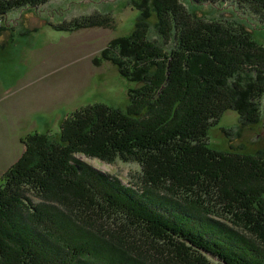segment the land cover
Here are the masks:
<instances>
[{
  "label": "trees",
  "instance_id": "obj_1",
  "mask_svg": "<svg viewBox=\"0 0 264 264\" xmlns=\"http://www.w3.org/2000/svg\"><path fill=\"white\" fill-rule=\"evenodd\" d=\"M49 1L0 0V26L12 11ZM190 1L193 6L182 0H129L139 11L135 29L110 47L128 53H123L128 70L118 65L120 75L137 85L129 90L126 111L92 105L62 125L59 139L29 137L24 156L0 181V264H264V149L235 156L218 152L208 140L227 111L237 112L247 126L264 121V45L246 24L254 16L255 28L264 25V0ZM227 2L252 16L207 21L196 9ZM110 53L106 50L104 58L112 61ZM52 140L56 146L45 143ZM75 153L141 164L144 184L124 186L76 159L80 168L69 164ZM42 154L50 166L57 157L68 159L54 193L58 197L52 195L62 211L48 201L31 210L29 200L10 197L15 178L46 167L37 165ZM79 170L84 171L80 177ZM173 173L198 178L207 206L221 203L228 209V196L213 203V187L222 178L237 184L247 204L242 217H234L258 239L228 228L200 200L156 190L164 185L160 179ZM95 199L117 214L115 223L99 219L104 208L98 206L97 213ZM207 227L214 235L222 233L221 245L233 244L238 252L208 242Z\"/></svg>",
  "mask_w": 264,
  "mask_h": 264
},
{
  "label": "rangeland",
  "instance_id": "obj_2",
  "mask_svg": "<svg viewBox=\"0 0 264 264\" xmlns=\"http://www.w3.org/2000/svg\"><path fill=\"white\" fill-rule=\"evenodd\" d=\"M182 1L193 6L190 0ZM222 4L223 7L219 3L207 6L197 4L196 9L207 21L232 23L238 15L252 16L233 3ZM138 16L139 11L129 5V0H50L39 8H24L7 14L0 26L7 28L0 34V181L24 156L30 136L48 134L55 140L59 139L62 125L65 126L68 119L80 115L92 105L101 104L122 111L128 109L129 90L137 85L132 78L130 82L120 75V67L128 70V61L123 56L127 52L119 53L118 49L114 51L110 47L117 39L133 33ZM253 19L246 24L253 31L254 38L264 45V25L255 28L259 19L254 16ZM153 20L156 21V18L153 17ZM106 50H111L109 56H112V61L105 59L108 58L104 56ZM241 122L237 112H225L209 131L210 146L220 153L235 156L237 153L253 155L263 150L264 121L253 126ZM45 143L56 146L50 144L54 140ZM35 145L32 150L36 149ZM53 155L56 157L55 153ZM68 159L69 164H76V159L98 173L116 178L124 186L138 182L144 184V167L133 161L104 160L83 153L72 154ZM68 159L57 157L56 164L50 166L52 161L42 154L37 165L43 162L46 167L42 166L30 176L15 178L12 182L14 191L10 196L12 200L17 197L29 200L32 202L31 210L37 209L38 202L48 201L62 211L63 206L52 195L56 196L54 193L59 189L57 183L64 177L65 169L68 170ZM59 162L62 163L61 169ZM71 173L72 177H76L75 173ZM83 173L79 170L77 176ZM160 180L164 185H156V190L162 194L176 196L180 200H200L206 205L208 214L228 228L238 230L247 239L257 238L255 232L249 231L236 218L242 217L244 210L241 207L247 204L239 196L237 184L231 185V181L222 178L218 181L219 187H213V203L220 202L219 197L228 196L230 206L227 209L221 203L207 206L205 201L208 198L202 193L204 186L198 184V178L195 181L173 173ZM91 196L95 198L93 192ZM99 200L95 199L93 206L97 213L98 206L104 208L99 219L115 223L117 214L108 211L107 203ZM209 230V227L204 230L208 242L216 243L213 245L219 248L224 246L227 251L238 252L233 244L219 243L223 239L221 232L214 235ZM228 240L232 238L228 237Z\"/></svg>",
  "mask_w": 264,
  "mask_h": 264
}]
</instances>
